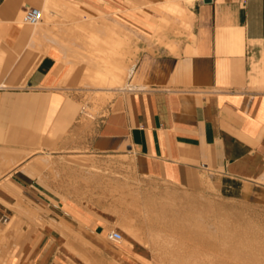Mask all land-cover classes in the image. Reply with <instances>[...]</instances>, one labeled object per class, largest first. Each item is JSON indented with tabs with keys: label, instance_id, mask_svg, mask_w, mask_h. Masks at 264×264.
Instances as JSON below:
<instances>
[{
	"label": "crops",
	"instance_id": "crops-1",
	"mask_svg": "<svg viewBox=\"0 0 264 264\" xmlns=\"http://www.w3.org/2000/svg\"><path fill=\"white\" fill-rule=\"evenodd\" d=\"M65 2L101 17L121 11L140 27L133 69L128 27L91 15L71 19L65 35L70 27L53 14L67 20ZM31 5L51 7L50 20L23 23ZM96 26L125 39L116 48V81L107 73L98 80L91 62L71 63L59 43L73 39L78 54H91L85 44L99 34ZM41 38L58 48L40 55ZM76 63L89 83L121 89L89 120L62 82ZM0 148L29 152L15 151L18 161L0 174V264H146L142 251L133 249L138 258L121 240L107 239L117 214L67 191L61 165L49 156L126 154L138 176L264 202V0H0Z\"/></svg>",
	"mask_w": 264,
	"mask_h": 264
},
{
	"label": "rangeland",
	"instance_id": "rangeland-1",
	"mask_svg": "<svg viewBox=\"0 0 264 264\" xmlns=\"http://www.w3.org/2000/svg\"><path fill=\"white\" fill-rule=\"evenodd\" d=\"M53 2L61 5L60 1ZM64 4L65 5L63 6L61 13L65 16L67 14H70L71 16L65 20L62 16L55 13V19L58 20V25L66 24L71 27V19L85 22L91 17V15H94V20L97 22L104 21L106 23H111L112 20L115 19L122 23L125 27H128L129 31L128 33L126 32V34L128 35L129 54L126 56V61L129 62V65H131L133 69L139 55L138 46L142 42V37L140 36L142 30L140 27L125 20L121 11L113 14L108 13L105 17H101L100 15L103 12H97L95 9H92L93 11L85 10L79 13L78 11H74L68 2H65ZM135 11H138V9L132 10L133 13ZM39 25L40 24H37V26ZM48 25L53 29L56 28V26L52 25V23ZM70 30H72V27ZM73 33L74 35H79L80 32L75 30ZM38 47L36 48L39 50L40 55L47 47L55 49L58 48L55 43L45 38H41L40 45H38ZM59 55L64 62L63 55L61 53H59ZM64 64L66 69L70 67L69 64H66L65 62ZM62 82L66 83L69 89H73L77 94L81 105V116L86 120L102 114L109 100L116 94L117 91L121 90L117 86L111 90H105L100 85L89 83L90 81L84 75V69L81 63L74 64L69 74H64ZM125 86L126 84L123 87ZM6 151L11 152L14 151V149L0 148V153H4ZM15 151L20 156H25L29 153L19 149H15ZM76 153L78 154V152H68L59 156H49V158L53 160V164L61 165L59 173L64 176L67 191H70L71 193L74 192L78 197L104 201L107 203V206H109L117 214V216L120 215L115 225L111 228H115V230L119 231L122 237H127L125 233L128 234V231L125 228L123 229L124 224L122 223V219L127 218L130 220L132 227L135 228L136 234H139L137 236L140 240H138V242L142 251L140 259L142 263L203 264L204 261L201 259L199 260V256L197 254L202 253L203 255V253L206 254L207 252V254H216L214 258H219L222 262L224 259L223 264H232L231 261L233 259L230 260V257H228L227 254L221 252V250H212L213 252L211 253V250H209L205 244L206 240L197 233L196 236L198 237L196 238V236H194L195 232L191 231L194 227V224L192 223V213H189V215L184 217L182 215V211H179V216V213H172L173 208L178 207L180 210H183L193 207L200 209L202 212H209L211 208H222L220 210L234 220H237L240 213L243 212L242 215L245 214L246 216H250V218L252 217L254 219V226H257L256 228L259 227L260 231H264V202L255 197H227L220 194L213 186H206L202 190L194 191L177 185H169L164 182L144 178L142 176H138L134 172L131 158L126 154L104 156L88 153L86 155H82V158L80 156H76ZM77 158L83 160L87 158L92 160L96 164V167L84 165L82 162H79ZM16 161L18 160H15L14 163ZM12 166L13 163L9 166L1 165L0 174L6 172ZM44 168L49 171L51 169L47 166ZM56 169L57 168L54 167L55 171ZM120 189H122L123 194H121L122 191H120ZM205 201L210 204L212 203L210 208L202 206ZM121 215H124V217ZM246 216L245 218H247ZM120 243H124V241L121 240ZM128 247L130 248V246ZM130 250L132 251L133 249L130 248ZM133 252L137 256V253L134 250ZM219 252H221V254ZM225 258H227L226 261ZM101 262L102 260H100V263ZM96 263L100 264L99 261H96ZM206 263L207 262L204 264Z\"/></svg>",
	"mask_w": 264,
	"mask_h": 264
},
{
	"label": "bare ground",
	"instance_id": "bare-ground-1",
	"mask_svg": "<svg viewBox=\"0 0 264 264\" xmlns=\"http://www.w3.org/2000/svg\"><path fill=\"white\" fill-rule=\"evenodd\" d=\"M53 14H55V13H53ZM51 15H52L51 7L45 6L43 8V10L41 11L42 18L47 19V20H50L48 18H50ZM21 21H22V17H21ZM56 21H57V19H56ZM71 27L70 28H67V27L64 28L65 35H67V32L68 33L70 32ZM149 27L150 26H148V28ZM156 27H158V26H156ZM151 29H154V28H151ZM52 30L54 31L55 29H52ZM48 31H49V29H48ZM97 31H98L99 34L96 36V38L95 39L94 38H91L90 40H87L86 41V44H85L86 46H92L93 47V51H92L91 54H87V55H85V54H78L77 53V50L78 49L77 48L75 49V47H73V42L75 43L77 41H73V39H65L64 41L59 40V43L61 44L62 50L65 51V56L68 58V60L71 63L72 62H75V61H78V60H82V61L84 60L87 63H90L91 62L95 66V74H96V77L98 78V80L101 79L100 81H102V78H104L103 77L104 74L107 73V74L110 75V77H111L110 79L112 81L113 80L116 81L117 70H118L116 64L118 63V59L120 57V56H117L116 55V51H117L116 48H117V46L124 45L125 44V39L124 38L123 39L122 38H116L115 36L110 37L108 35L109 33L108 34L105 33L104 28H101V29L98 28ZM57 32L58 31H56V35H57ZM58 33H60V32H58ZM62 37H64V36H62ZM81 40H83V38ZM89 48H88V50H89ZM127 67H129V66H127ZM94 76L95 75H93V77ZM121 76L122 75L120 74V77ZM124 76H125V74H124ZM87 77H89V76H87ZM97 78H96V80H97ZM94 79H95V77H94ZM93 84H94V82H93ZM101 84H99V85H101ZM80 157H82V156L80 155ZM17 159H18V157L15 156L14 151H11V152H7L6 151L4 153H0V166L1 165H7V166H9L10 164L14 163V161L17 160ZM37 159H39V158H37ZM45 160H47V159L45 158ZM120 191H122V189H120ZM121 194H123V191H122ZM122 201H124V200H122ZM211 204L209 202L205 201V202H203V205L202 206L209 207L210 208L211 207ZM220 209H222V208H220ZM220 209L219 208H217V209H212L211 208L209 210V212H202L200 209H196V208H193V207L187 208V209H183V210L182 209L180 210L177 207V208H173L172 209V213L177 214V213H179V211H182V215L184 217H186L187 215H189V213H192L193 214V219H192L193 221H192V223L194 224V227L191 225L193 227L191 231L195 232L194 236H196V233H197L199 236L201 235V237H203L206 240V243L205 244L208 247V249L211 250V253L213 251H216V250H221V252H224L225 254H227L228 257H230V260L233 259L231 261L232 264H264V231H260V228L259 227L256 228L257 226L256 227L254 226V223H255L254 222V219L251 217L253 219V221H252V219L250 218V216H246L245 214H243V215H245L247 217V218H245V216L242 215L243 212L240 213V215L238 216V219L237 220H234L233 218L228 217L227 214L224 213ZM179 216H180V213H179ZM122 217H124V215ZM181 219H179V220H181ZM122 223L124 224L123 229L125 228L128 231V234L123 231L127 235L128 238L127 237H122L121 240L124 241L125 245L130 246V248L135 249L136 251L137 250L138 251H141V249H140L141 246L139 247V242H138L139 239H138V236H137L139 234L138 233L136 234L135 228L132 227L130 220H128L127 218H123L122 219ZM188 230H190V229H188ZM197 237L198 236H196V238ZM173 238H175V237H173ZM221 252H219V253L221 254ZM197 255L199 256V260L200 259L203 260L204 263L207 262L209 264H223V262H224V259H223V262L221 260H219V258H216L215 259L214 256H216V254L215 255L214 254H207V252H206V254L203 253L204 257L202 255V253L197 254ZM201 257H203V258H201ZM220 259H222V258H220ZM226 259L227 258H225V261H226Z\"/></svg>",
	"mask_w": 264,
	"mask_h": 264
},
{
	"label": "built area",
	"instance_id": "built-area-1",
	"mask_svg": "<svg viewBox=\"0 0 264 264\" xmlns=\"http://www.w3.org/2000/svg\"><path fill=\"white\" fill-rule=\"evenodd\" d=\"M22 21L28 25H35L41 19V11L36 6H27L22 12ZM107 239L113 242H119L122 238V235L117 230H112L107 233Z\"/></svg>",
	"mask_w": 264,
	"mask_h": 264
}]
</instances>
